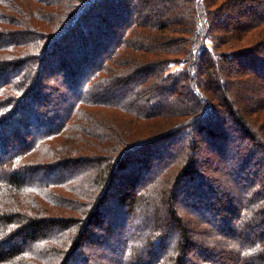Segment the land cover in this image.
<instances>
[{
    "label": "trees",
    "instance_id": "1",
    "mask_svg": "<svg viewBox=\"0 0 264 264\" xmlns=\"http://www.w3.org/2000/svg\"><path fill=\"white\" fill-rule=\"evenodd\" d=\"M0 264H264V0H0Z\"/></svg>",
    "mask_w": 264,
    "mask_h": 264
},
{
    "label": "rangeland",
    "instance_id": "2",
    "mask_svg": "<svg viewBox=\"0 0 264 264\" xmlns=\"http://www.w3.org/2000/svg\"><path fill=\"white\" fill-rule=\"evenodd\" d=\"M178 68H180V66H178V65H172L171 67H170V72H172V71H174V70H177Z\"/></svg>",
    "mask_w": 264,
    "mask_h": 264
}]
</instances>
